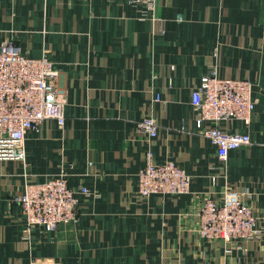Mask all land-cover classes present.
<instances>
[{
	"label": "crops",
	"instance_id": "crops-1",
	"mask_svg": "<svg viewBox=\"0 0 264 264\" xmlns=\"http://www.w3.org/2000/svg\"><path fill=\"white\" fill-rule=\"evenodd\" d=\"M155 4L157 22L128 0H0V45L45 54L65 101L63 128L45 120L27 134L24 162L0 160V264H264V0ZM212 68L248 80L255 101L249 123L223 124L251 141L225 162L191 105ZM148 116L158 126L150 143L136 129ZM148 152L184 169L189 193L140 199ZM65 167L71 188L92 193L78 194L77 221L27 230L16 198ZM225 189L253 194L263 227L228 255L197 231L203 201Z\"/></svg>",
	"mask_w": 264,
	"mask_h": 264
},
{
	"label": "built area",
	"instance_id": "built-area-1",
	"mask_svg": "<svg viewBox=\"0 0 264 264\" xmlns=\"http://www.w3.org/2000/svg\"><path fill=\"white\" fill-rule=\"evenodd\" d=\"M128 1L144 9L142 17L154 22L159 20L155 15V0ZM57 73L45 54L30 58L13 41L0 45V160L24 162L26 136L29 132L38 133L45 120H53L63 128L65 101L56 84ZM251 89L248 80L221 78L212 68L192 92L196 126L215 146L221 162L227 160L229 151L251 144L247 134L230 132L223 125L229 120L251 121L255 109ZM136 129L150 143L157 135L158 126L148 116L137 123ZM68 176L65 167L57 176L27 186L16 198L27 230L38 227L43 232H53L60 225L77 221L78 194L90 196L92 193L87 187L71 188ZM190 187L191 177L184 169L173 161L153 164L150 152L147 153L146 163L138 174L136 192L140 199L146 200L153 194H187ZM252 195L236 189L223 190L219 198L211 194L197 213L200 236L224 243L227 255L234 248L245 250L244 243L248 241L259 240L263 227L251 204Z\"/></svg>",
	"mask_w": 264,
	"mask_h": 264
}]
</instances>
